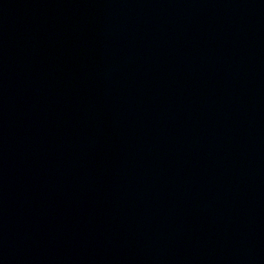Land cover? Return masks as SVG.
<instances>
[{
  "label": "water",
  "instance_id": "water-1",
  "mask_svg": "<svg viewBox=\"0 0 264 264\" xmlns=\"http://www.w3.org/2000/svg\"><path fill=\"white\" fill-rule=\"evenodd\" d=\"M0 264H264V0H0Z\"/></svg>",
  "mask_w": 264,
  "mask_h": 264
}]
</instances>
